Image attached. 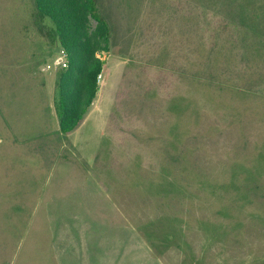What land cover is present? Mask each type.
<instances>
[{
  "label": "rangeland",
  "instance_id": "1",
  "mask_svg": "<svg viewBox=\"0 0 264 264\" xmlns=\"http://www.w3.org/2000/svg\"><path fill=\"white\" fill-rule=\"evenodd\" d=\"M32 1L0 0L1 56ZM101 6L79 134L30 142L56 128L58 49L0 64V264H264V0Z\"/></svg>",
  "mask_w": 264,
  "mask_h": 264
},
{
  "label": "trees",
  "instance_id": "2",
  "mask_svg": "<svg viewBox=\"0 0 264 264\" xmlns=\"http://www.w3.org/2000/svg\"><path fill=\"white\" fill-rule=\"evenodd\" d=\"M104 0H35L34 30L52 48L64 49L68 65L56 74L54 108L60 132H74L84 121L99 90L112 28L104 14ZM234 13L235 7L231 9ZM93 21L96 26H93Z\"/></svg>",
  "mask_w": 264,
  "mask_h": 264
},
{
  "label": "crops",
  "instance_id": "3",
  "mask_svg": "<svg viewBox=\"0 0 264 264\" xmlns=\"http://www.w3.org/2000/svg\"><path fill=\"white\" fill-rule=\"evenodd\" d=\"M32 6L35 7V0L32 1ZM17 19H18L17 23H19V22L24 23V26L22 28L23 32L19 31V32L11 33V39L10 40L14 41V43H15L14 48L12 49L9 58L0 55V64L5 66L4 70L8 69L7 66H14L11 69H14L16 71H19V70L23 71L24 69H27L29 67L27 70H24V71L35 72L37 70L40 62H41V58L43 57V55L46 54L48 51L52 50V47H50L44 41V39H43L44 37H42V35L40 33H37L34 30L25 32L24 27H26V29H28V28L34 29V14L32 15L30 21L28 19L27 20L23 19V21H21L20 17H18ZM22 86H24V85H22ZM31 92L29 91V93H31V94H33V96H35V92L32 90H31ZM14 95H16V93ZM53 107H54V102H53ZM53 112L54 113H52V116H54L56 128H54V129L48 128L47 127L48 125L47 126L45 125V121L47 122V120H43V124H42V122L36 121V123L42 124L44 132L39 135V133L42 129V127H41L38 132H34L32 134L33 138L30 142H34V140H35L34 136H37V137H43V139L48 138L49 141L47 143L52 144V143H54L52 140V138L54 136H56V137L61 136V138L64 136V134H62L60 132L58 118L56 115L55 108H54ZM42 116L46 117V119H47V114H42ZM34 119L36 120V117H34ZM84 123H85V120L81 123V125L74 132H71L67 135L70 136V134L75 135V134H79L80 132H82L80 130H82V126ZM49 126H51V125L49 124ZM74 146H75V143H74Z\"/></svg>",
  "mask_w": 264,
  "mask_h": 264
},
{
  "label": "built area",
  "instance_id": "4",
  "mask_svg": "<svg viewBox=\"0 0 264 264\" xmlns=\"http://www.w3.org/2000/svg\"><path fill=\"white\" fill-rule=\"evenodd\" d=\"M59 53L60 54L56 57L53 65L57 66L58 68L67 67L68 60H67L66 51L64 49H61V50H59ZM51 66L52 65H49L48 67H51Z\"/></svg>",
  "mask_w": 264,
  "mask_h": 264
}]
</instances>
